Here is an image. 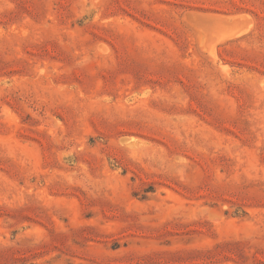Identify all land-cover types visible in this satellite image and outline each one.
I'll list each match as a JSON object with an SVG mask.
<instances>
[{
    "label": "rangeland",
    "instance_id": "obj_1",
    "mask_svg": "<svg viewBox=\"0 0 264 264\" xmlns=\"http://www.w3.org/2000/svg\"><path fill=\"white\" fill-rule=\"evenodd\" d=\"M0 264H264V0H0Z\"/></svg>",
    "mask_w": 264,
    "mask_h": 264
},
{
    "label": "bare ground",
    "instance_id": "obj_2",
    "mask_svg": "<svg viewBox=\"0 0 264 264\" xmlns=\"http://www.w3.org/2000/svg\"><path fill=\"white\" fill-rule=\"evenodd\" d=\"M163 160H164V158H163Z\"/></svg>",
    "mask_w": 264,
    "mask_h": 264
}]
</instances>
